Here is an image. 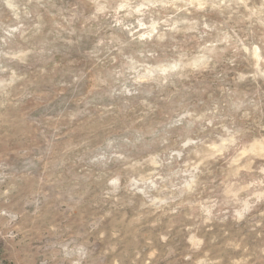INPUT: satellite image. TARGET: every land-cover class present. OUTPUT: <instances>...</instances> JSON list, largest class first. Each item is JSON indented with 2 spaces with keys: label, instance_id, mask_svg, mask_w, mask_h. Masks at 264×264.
<instances>
[{
  "label": "rangeland",
  "instance_id": "obj_1",
  "mask_svg": "<svg viewBox=\"0 0 264 264\" xmlns=\"http://www.w3.org/2000/svg\"><path fill=\"white\" fill-rule=\"evenodd\" d=\"M0 264H264V0H0Z\"/></svg>",
  "mask_w": 264,
  "mask_h": 264
},
{
  "label": "clouds",
  "instance_id": "obj_2",
  "mask_svg": "<svg viewBox=\"0 0 264 264\" xmlns=\"http://www.w3.org/2000/svg\"><path fill=\"white\" fill-rule=\"evenodd\" d=\"M8 7H11V5H8Z\"/></svg>",
  "mask_w": 264,
  "mask_h": 264
}]
</instances>
